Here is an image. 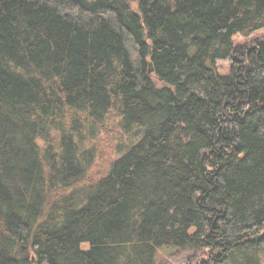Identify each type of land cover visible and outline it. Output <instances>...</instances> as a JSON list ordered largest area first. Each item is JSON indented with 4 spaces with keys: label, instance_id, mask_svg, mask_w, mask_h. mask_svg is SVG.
Masks as SVG:
<instances>
[{
    "label": "trees",
    "instance_id": "trees-1",
    "mask_svg": "<svg viewBox=\"0 0 264 264\" xmlns=\"http://www.w3.org/2000/svg\"><path fill=\"white\" fill-rule=\"evenodd\" d=\"M263 28L264 0H0V264H261Z\"/></svg>",
    "mask_w": 264,
    "mask_h": 264
},
{
    "label": "rangeland",
    "instance_id": "rangeland-1",
    "mask_svg": "<svg viewBox=\"0 0 264 264\" xmlns=\"http://www.w3.org/2000/svg\"><path fill=\"white\" fill-rule=\"evenodd\" d=\"M264 37V28L259 30L258 33L254 34L252 37H237L236 43H248L252 41L253 38ZM229 60L226 61H218V67L221 72H225L229 68ZM110 126V128H109ZM107 131H104L101 135V140L98 142V149L103 154V158L101 159V163L104 167H106L107 162L114 156V149L113 147L116 145L117 140L116 134L114 133L113 123L108 124ZM261 264H264V252L261 253L260 258Z\"/></svg>",
    "mask_w": 264,
    "mask_h": 264
},
{
    "label": "water",
    "instance_id": "water-1",
    "mask_svg": "<svg viewBox=\"0 0 264 264\" xmlns=\"http://www.w3.org/2000/svg\"><path fill=\"white\" fill-rule=\"evenodd\" d=\"M260 237L257 238V240H259Z\"/></svg>",
    "mask_w": 264,
    "mask_h": 264
}]
</instances>
